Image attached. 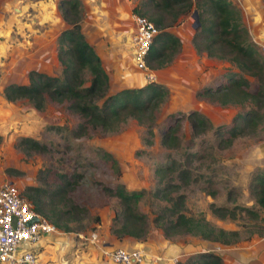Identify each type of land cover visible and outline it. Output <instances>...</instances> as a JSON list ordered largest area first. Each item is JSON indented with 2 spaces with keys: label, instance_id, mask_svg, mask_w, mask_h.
Instances as JSON below:
<instances>
[{
  "label": "rangeland",
  "instance_id": "1",
  "mask_svg": "<svg viewBox=\"0 0 264 264\" xmlns=\"http://www.w3.org/2000/svg\"><path fill=\"white\" fill-rule=\"evenodd\" d=\"M139 1L80 0L81 31L98 48L102 65L110 75L109 91L147 82L141 77L142 70L130 59L132 15L135 14L132 8ZM229 1L239 10L249 40L264 55V46L258 44L262 33L259 24L264 22V1ZM57 2L0 0V179L11 180L21 191L27 185H41L43 180L46 186L52 187L60 181L58 173L77 174V184L69 195L85 208L81 221L72 222V230L58 229L52 233L49 245H43L38 252V264H76L77 233L90 235L97 228L103 233L109 231L119 204L114 195L103 191V186L122 183L127 189H144L137 208L146 215V234L151 229L162 232L152 218L169 202L152 193L162 185L157 181L155 168L172 162L175 168L164 180L168 178L178 184L170 194L184 195V213L194 217L202 215L216 227L237 229L238 236L229 244L212 241L213 248L205 250L201 242L207 239L198 235L186 233L166 238L192 244L194 250L188 256L208 250L217 253L224 264L227 252L243 249L264 264V210L249 192L251 174L264 167V115L256 121L254 131L237 134L230 142L212 132L216 125L229 126L232 116L249 105H221L196 95L203 85L213 83L219 73L235 67L225 59L196 49L192 11L168 28L180 39L179 50L169 62L154 69V81L167 88V96L155 111L151 135L144 125L128 118L115 131L90 128L86 134L75 137L72 128L79 117L66 109V102L46 101L43 108L35 109L25 99L8 101L4 98L2 87L12 81L26 82V73L31 68L61 75L62 63L56 54L57 37L67 24L60 16ZM127 72L134 74L131 77ZM84 76L88 78L89 74ZM190 109L204 114L212 127L193 135L185 117ZM259 111L264 113V105ZM181 114L176 127L178 145H162L161 134L168 126H174V117ZM22 136L45 143L47 149L26 148L18 142ZM105 152L115 159L118 171L110 166ZM183 167L189 172L187 178L181 179L177 172ZM210 202L232 208L235 216L218 218L211 212ZM241 206L255 210L258 217L252 218ZM95 215L99 216L98 222L93 219ZM62 236L66 245L59 238ZM99 245L100 252L102 246Z\"/></svg>",
  "mask_w": 264,
  "mask_h": 264
},
{
  "label": "trees",
  "instance_id": "2",
  "mask_svg": "<svg viewBox=\"0 0 264 264\" xmlns=\"http://www.w3.org/2000/svg\"><path fill=\"white\" fill-rule=\"evenodd\" d=\"M264 1V0H263ZM57 9L66 22L58 34L57 58L62 63L61 75H51L31 68L26 73V82H8L2 87V94L8 101L25 99L35 109L44 107L46 101L66 102V109L79 117L72 128V135L86 134L90 128L101 131H115L128 118L135 119L152 134L151 125L155 111L167 96V88L160 82L147 81L140 86H126L109 91V76L101 64L100 57L84 37L80 26V0H58ZM196 10L199 25L195 29V44L198 51L206 55L225 59L235 69H225L214 77L213 83L203 85L196 95L211 102L248 104L236 112L231 124L216 125L212 132L230 142L232 137L247 131H254L255 123L264 113L259 107L264 105V58L256 44L249 40L248 30L241 23L240 13L229 0H140L132 10L150 20L157 32L145 55L149 69H157L169 62L178 52L180 39L168 28L178 23L183 16ZM88 73L89 77L85 78ZM168 126L161 134L160 143L175 147L179 143L176 133L178 121ZM191 133L196 135L212 127L210 121L196 109L185 114ZM248 128L249 130H246ZM225 137V138H224ZM28 149L45 151V143L29 136L18 141ZM110 166L118 171L115 159L105 152ZM172 164H162L155 168L157 181L162 182L152 193L169 203L160 207L152 221L165 237L181 234L198 235L203 239L229 244L236 241L237 229H224L209 223L202 215H186L183 211L184 195L172 196L178 184L168 178L175 168ZM189 170L180 168L177 176L187 178ZM60 181L52 187L43 184L27 185L21 192L30 200L34 209L62 231L72 230V222L81 221L85 208L76 203L69 192L77 184V174L58 173ZM103 191L117 198L119 208L112 217L109 231L117 238L128 235L143 239L147 230V218L137 208L144 189H127L122 183L103 186ZM249 192L256 204L264 210V167L251 174ZM211 212L218 218L234 217L235 211L224 205L209 203ZM245 213L257 218L255 210L241 206ZM95 222L99 216L95 215ZM263 235H264V214ZM221 257L212 251H201L187 256L175 264H221Z\"/></svg>",
  "mask_w": 264,
  "mask_h": 264
},
{
  "label": "built area",
  "instance_id": "3",
  "mask_svg": "<svg viewBox=\"0 0 264 264\" xmlns=\"http://www.w3.org/2000/svg\"><path fill=\"white\" fill-rule=\"evenodd\" d=\"M132 19L131 51L135 66L142 70L146 81H154L155 75L146 65L145 55L157 29L142 15L133 14ZM57 231L56 226L34 209L13 182L0 181V264H37L39 242ZM95 238L96 234L92 232L90 239ZM100 252L117 264L145 263L141 248L102 246Z\"/></svg>",
  "mask_w": 264,
  "mask_h": 264
},
{
  "label": "crops",
  "instance_id": "4",
  "mask_svg": "<svg viewBox=\"0 0 264 264\" xmlns=\"http://www.w3.org/2000/svg\"><path fill=\"white\" fill-rule=\"evenodd\" d=\"M259 28H261L262 33L259 35V41L258 44H261L264 46V22H260ZM259 31V32H261ZM85 37V36H84ZM86 39V38H85ZM88 43L92 45L98 56L100 57L101 64L102 59L98 48L95 46L94 43H92L90 40L86 39ZM127 46V45H126ZM129 48V46H128ZM126 49V47H125ZM130 49V48H129ZM264 58V55H263ZM130 59L134 65V59L132 55V51L130 49ZM103 66V65H102ZM135 66V65H134ZM105 69V67L103 66ZM106 70V69H105ZM151 71L155 74V70ZM106 72L109 75L108 70ZM141 77L144 78V74L142 71ZM126 74L131 75L134 73L127 72ZM133 79V78H132ZM145 80V78L143 79ZM4 180V179H0ZM11 181V180H10ZM104 228L106 227L105 222L103 223ZM102 229L97 228V230L93 231L96 234V238L94 240L90 239V235H84L81 232L77 233V244L74 245V255L77 257L76 264H117L112 261H110L107 258H104L99 250L98 247L100 246H122L124 248L130 249V248H142L145 253V263L144 264H174L176 260H183L188 254L192 253V244H190L188 241H181L177 238H166L163 236L162 232L159 229H151L147 232L146 236L143 239H137L128 235H124L121 238L115 237L113 234L110 233V231H107V233L100 232ZM97 231V232H96ZM102 234V235H101ZM52 234L44 236L42 240L39 242L38 245V252L41 249L43 245L47 246L49 245V239ZM62 238V241L64 240V236L59 237ZM81 241H80V239ZM65 241H68L67 239ZM204 242L202 243L203 249H212V241L208 240H202ZM64 242V241H63ZM100 242V243H99ZM72 243V242H71ZM67 243L64 242V245ZM198 251V250H197ZM208 251V250H206ZM196 252V251H195ZM199 252V251H198ZM228 256L226 257V263L224 264H262L261 261H257V257H254V255L250 253H245L243 249H234L230 253L227 252ZM74 258V257H73ZM224 259V256L222 257ZM38 264V262H37Z\"/></svg>",
  "mask_w": 264,
  "mask_h": 264
},
{
  "label": "water",
  "instance_id": "5",
  "mask_svg": "<svg viewBox=\"0 0 264 264\" xmlns=\"http://www.w3.org/2000/svg\"><path fill=\"white\" fill-rule=\"evenodd\" d=\"M191 17L193 19L191 25L193 28H196L199 25V20H198V15L195 9L191 12Z\"/></svg>",
  "mask_w": 264,
  "mask_h": 264
}]
</instances>
